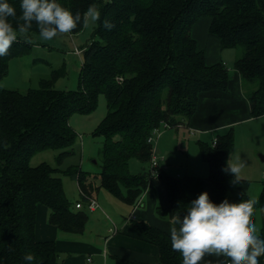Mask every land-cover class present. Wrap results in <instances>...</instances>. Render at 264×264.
<instances>
[{
  "label": "trees",
  "instance_id": "obj_1",
  "mask_svg": "<svg viewBox=\"0 0 264 264\" xmlns=\"http://www.w3.org/2000/svg\"><path fill=\"white\" fill-rule=\"evenodd\" d=\"M21 14V0H8ZM73 15L95 3L100 20L91 41L83 48L78 89H57L53 79H43L40 87L25 92L0 85V264H63L55 240H38V208L50 209L49 221L69 235L83 234L89 222L88 199L104 189L127 204L136 206L152 179L164 189L166 205L157 211H172L181 218L191 201L177 177L159 166L151 173L154 145L149 137L157 127L178 126L196 113L202 93L228 91L230 71L224 61L208 64L206 53L192 31L198 21L210 19L209 31L223 49L241 48L235 61L251 115H264V0H57ZM115 26L108 30L103 21ZM10 22L16 27V20ZM79 24L71 34L83 30ZM32 43L18 35L6 56L0 57V80L8 73L10 60L34 45L40 37L33 24ZM104 94L108 113L94 135L103 137L100 151L99 185L95 175L79 165L62 169L75 155L78 134L70 123L73 113L91 114ZM235 129L217 135V143L200 141L203 159L209 165L207 182L210 201L219 205L249 200L250 180L235 177L223 169L235 145ZM214 141V140H213ZM56 150V165H32L40 152ZM133 159L142 170L131 171ZM62 174L80 186L82 207L70 201ZM235 180V181H234ZM95 198V197H94ZM264 208V180L259 199ZM262 227L257 235L264 238ZM148 242L156 245L157 262L117 258V264H183L181 253L171 246L170 233L148 221H131ZM227 264H231L227 258ZM264 264V256L258 257Z\"/></svg>",
  "mask_w": 264,
  "mask_h": 264
},
{
  "label": "crops",
  "instance_id": "obj_2",
  "mask_svg": "<svg viewBox=\"0 0 264 264\" xmlns=\"http://www.w3.org/2000/svg\"><path fill=\"white\" fill-rule=\"evenodd\" d=\"M198 24L199 21L194 26V30H199ZM209 28L210 23L208 31L203 33L200 31V36L205 34L202 45L199 39L195 37L198 45L205 50L208 64L225 62V49L222 48L219 38L210 33ZM230 75L228 91L212 90L202 93L198 109L190 120H185L178 126H169L164 128L163 132L161 131L156 141L157 151L159 150V153L157 152L158 161L160 167L165 166L167 163L166 144L168 139L179 140L182 136L185 138L193 137L194 133H198L199 141L206 137H211L210 140L213 141L218 134L234 127L236 140L230 152L229 160L230 163L241 161L244 164L239 177L250 180L251 184L256 183L258 189L254 188L255 192L259 190V185L262 187L264 180V160L261 157L264 155L260 154L264 152V115L260 117L251 115L250 101L246 95L239 72L235 68L230 71ZM243 124H248L246 126L248 129L246 128L240 133L238 128ZM257 138L260 139L258 140L260 143H253ZM207 184L209 185L208 182ZM181 187L186 194L192 197L197 198L201 194V192L193 191L188 183L181 184ZM252 190V187H249V195H251ZM97 193L100 195V190ZM94 195L93 197L97 199L99 207L89 212L95 213L98 221L110 220L107 226L108 233L102 245L95 246L89 242L77 241L75 237L78 234L69 235L62 232L57 226L50 223V209L44 205L38 208L37 239L55 240L63 264H109L108 258L110 255L116 261L117 258L145 262L159 261L158 247L145 240L131 223L133 220H145L170 233L173 219L176 216L172 211L164 216L157 211L159 205H166L165 192L159 181L152 179L151 186L142 195L139 206L127 204L108 191L104 193L103 198L106 205H102L96 197V193ZM210 197L211 195L209 199ZM120 214L123 217V222L116 224L117 219L121 216ZM131 215H135V218L129 221L128 218ZM176 227L179 229V225H176ZM256 228L258 233L260 229L258 224H256ZM83 234H79V236ZM209 261H211V264H227L228 262L227 257L224 256L205 255L200 264H208Z\"/></svg>",
  "mask_w": 264,
  "mask_h": 264
},
{
  "label": "rangeland",
  "instance_id": "obj_3",
  "mask_svg": "<svg viewBox=\"0 0 264 264\" xmlns=\"http://www.w3.org/2000/svg\"><path fill=\"white\" fill-rule=\"evenodd\" d=\"M209 23V18H203L199 21V30L193 29L192 31L193 36L199 39L201 45L203 44L205 34L200 36V31L202 33L208 31ZM96 26L97 22L90 21L88 25L84 26L83 30L77 34H62L47 41L43 40L41 37H36L34 39V45L29 51L15 56L10 60L8 73L0 80V85L8 89H16L25 92L30 88L40 87V82L43 79H53L54 72H57L60 74L54 80V86L57 89H78L83 63V48L91 41ZM241 53V48H228L224 50V60L229 71L235 69V61ZM107 113V100L105 95L101 94L97 108L93 113H73L71 115L70 123L78 134V140L75 145V155L67 158L62 165V169H67L73 164L81 166L85 171L92 172L96 176V185H99V172L101 170L100 151L103 144V137L94 135V132L105 119ZM247 125L248 124H243V126H240L238 131L241 133L246 128L248 129V127H246ZM161 131L163 132L164 128H162ZM158 136L159 135H157L155 139H157ZM198 138L199 134L194 133L193 137L185 138L182 136L179 140L168 139L166 144L167 163L162 168L169 174L177 177L180 184L188 183L193 191L201 193L208 192L210 196L209 185L206 181L209 175V165L203 159L199 142L203 141L212 144L213 141L210 140L211 137L200 139V141ZM258 138L254 140L253 143H260V141H258L260 139ZM58 153L59 152L56 150L40 152L32 158L31 164L36 166L42 162H48L52 165H56V156ZM260 154L264 155V152ZM142 167L143 164L139 160H132L131 171L133 173L140 172ZM61 176L70 201H72L74 205L82 201V192L77 181L66 174H62ZM250 187L253 189L250 199L258 201L254 206L252 221L255 225L258 224L260 228L258 231L259 234L262 226L259 206L262 187L259 185V190L255 192L254 188L258 189L256 183H252ZM99 190L101 193L99 195L96 192V197H98L102 205H106L103 199L106 190L102 188ZM95 215V213L89 212L90 219L84 234L82 236L78 235L72 237H75L77 241H83L84 243L89 242L95 246L102 245L108 233L107 226L110 220L98 221ZM122 219L123 217L121 215L120 218L117 219L116 224L122 223ZM108 260L109 264H117L116 259L111 255Z\"/></svg>",
  "mask_w": 264,
  "mask_h": 264
},
{
  "label": "clouds",
  "instance_id": "obj_4",
  "mask_svg": "<svg viewBox=\"0 0 264 264\" xmlns=\"http://www.w3.org/2000/svg\"><path fill=\"white\" fill-rule=\"evenodd\" d=\"M21 14L8 0H0V57L6 56L18 35L26 43H32L29 32L36 25L43 40H52L58 35L69 34L79 24L100 20V10L91 4L81 15H75L57 0H21ZM16 20V27L10 22ZM104 28L111 30L115 25L108 19ZM231 159V158H230ZM244 164L227 163L224 172H230L235 180L239 178ZM234 180V181H235ZM256 200L229 203L227 199L219 205L210 201L207 192L191 201L187 214L181 219L177 215L170 228L171 246L181 253L183 264H200L205 255L224 256L231 264H259L258 257L264 256V238L257 235L252 222ZM264 211V208L260 209ZM176 225H179L177 229ZM26 261L34 260L32 254L24 256ZM211 264V261L208 262Z\"/></svg>",
  "mask_w": 264,
  "mask_h": 264
},
{
  "label": "built area",
  "instance_id": "obj_5",
  "mask_svg": "<svg viewBox=\"0 0 264 264\" xmlns=\"http://www.w3.org/2000/svg\"><path fill=\"white\" fill-rule=\"evenodd\" d=\"M167 127H169V125L168 124H164L163 125V127H157V128H155L154 129V131H153V135L151 136V137H149V142L150 143H152L153 145H154V148H153V153H152V159H151V165H150V167H151V173H152V175L153 176H156L157 174H158V168H159V161H158V153H157V147H156V141H157V139H155V137L157 136V135H160V133H161V129L162 128H167ZM159 137V136H158ZM213 143L214 144H216L217 143V138H215L214 139V141H213ZM139 204L140 203H138L137 204V206H139ZM82 203L80 202V203H77V207L78 208H81L82 207ZM99 207V203H98V201H97V199H95L94 197H90L89 199H88V204H87V208H88V210H90V211H94L95 209H97ZM133 218H135V215H131L129 218H128V220L130 221V220H132Z\"/></svg>",
  "mask_w": 264,
  "mask_h": 264
},
{
  "label": "water",
  "instance_id": "obj_6",
  "mask_svg": "<svg viewBox=\"0 0 264 264\" xmlns=\"http://www.w3.org/2000/svg\"><path fill=\"white\" fill-rule=\"evenodd\" d=\"M158 153H159V150L157 151ZM262 157V159L264 160V156H261Z\"/></svg>",
  "mask_w": 264,
  "mask_h": 264
}]
</instances>
